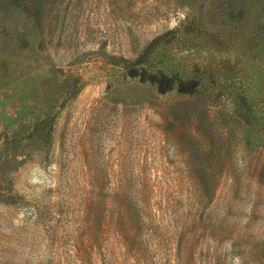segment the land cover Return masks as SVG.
I'll list each match as a JSON object with an SVG mask.
<instances>
[{
  "label": "rangeland",
  "instance_id": "rangeland-1",
  "mask_svg": "<svg viewBox=\"0 0 264 264\" xmlns=\"http://www.w3.org/2000/svg\"><path fill=\"white\" fill-rule=\"evenodd\" d=\"M42 4L0 0V264H264V0Z\"/></svg>",
  "mask_w": 264,
  "mask_h": 264
},
{
  "label": "trees",
  "instance_id": "trees-1",
  "mask_svg": "<svg viewBox=\"0 0 264 264\" xmlns=\"http://www.w3.org/2000/svg\"><path fill=\"white\" fill-rule=\"evenodd\" d=\"M30 3H33L34 5L42 4L44 3V0H30ZM202 24L203 29L206 30V36V34L209 33V31L207 30L208 24L204 19L202 20ZM248 24V21H244V24H242L241 26L242 31L247 29ZM257 27V31L247 33L246 36L252 35L254 33L258 34V32L264 34V28L260 27V25H258ZM235 29H237V27ZM238 29H240V27H238ZM203 34L201 33L199 37L203 40H209V43H217L219 44L218 46H220L223 44L221 39L225 37L226 32L223 33V35H219L218 39H216V35H212V37H205L203 36ZM232 35L233 33L231 32L229 34L230 38L232 37ZM221 51H226V47H221ZM147 62V60H138L135 63L131 74L135 77H141L143 80L142 82H149L161 95L174 91L184 96L198 95L200 93V89L204 87L208 81L215 80L218 76H221L223 74L218 69H213V67L210 66L208 68H205L204 70L198 69L192 73H189L188 71H181L172 74V76H169L164 72V70L158 69L157 67L150 65ZM246 101L248 102V111L243 115L244 119H248L253 110V106L251 104L249 105L250 99L247 98ZM199 116L201 118L204 117V112L201 109H199ZM49 126L50 119H47L46 121H42L40 124H38L35 129L39 138L45 142H50L51 139V130L49 129ZM198 168L201 172L206 174V176L203 175V180L200 184L201 187L209 193H212L214 190L213 181H210L209 179L213 174V167L211 165L210 159L207 158L203 160L200 165H198Z\"/></svg>",
  "mask_w": 264,
  "mask_h": 264
}]
</instances>
